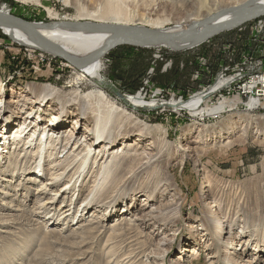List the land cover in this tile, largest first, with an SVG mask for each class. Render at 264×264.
<instances>
[{"label":"rangeland","instance_id":"374dc122","mask_svg":"<svg viewBox=\"0 0 264 264\" xmlns=\"http://www.w3.org/2000/svg\"><path fill=\"white\" fill-rule=\"evenodd\" d=\"M234 1L237 0H208L207 3L211 6L215 2ZM114 2L124 10L121 15L129 23L124 26L147 29L157 28L153 26L155 22L163 28L177 24L185 28L193 23L192 17L208 10L207 5L200 7L198 0H0V7L8 4L12 15L32 23H73L80 14L86 15ZM262 36L264 14L191 48L124 44L100 59L105 65L100 90L109 96L110 104L117 103L127 112L115 124L116 129H126L138 122L146 128L142 138L140 130L135 128L127 143L137 150L136 159L160 156L159 159L166 161L164 177L168 175L174 182V191L165 190V183L157 184V175H151L152 168L138 172L135 161H116L111 164L106 185L98 184L92 194L97 206L85 208L87 201H83L100 168L94 159L88 162L87 182L75 186L77 174L69 185L72 189L63 193L60 189L71 181L75 168L52 180L51 175L44 176L50 163L43 162L42 179V175L38 178L37 169L33 170L31 180L24 179L28 172L21 168L30 164L33 150L29 154L25 152L17 166L9 164V159H16V153L21 151L22 143L17 142L11 152L7 148L0 157V264H236L237 261L238 264H264V256L259 253L264 249L257 246L264 237ZM114 57L121 60L116 58V62ZM67 63L48 51L41 52L13 41L0 29V93L5 89L4 99L14 104L11 108L23 110L16 124L24 121L26 111L31 110V103L23 106L18 101L26 96L35 97L28 92L31 84H52L63 94L68 92L79 99L85 98L92 86L87 80L77 83V70ZM134 68L141 72L136 73ZM112 75H121L125 80L114 79ZM168 78L176 82L165 84ZM186 81L188 85L183 86ZM133 84L140 87L133 89ZM206 91L210 92L206 95ZM139 92L146 101L157 100L159 104L154 108H135L128 100ZM199 92H204L206 105L226 108L201 119L186 109L168 105L174 99L185 101ZM50 106L44 107V123L52 118ZM6 112V116L0 117V139L7 125L5 117L13 116L8 109ZM72 118L64 129L67 134L72 130L69 126ZM205 125L208 130L205 141L198 144V157L185 155L186 146L193 145L188 140L195 138V131ZM83 129L78 139L83 138ZM235 135L241 140L232 145H213ZM65 141L68 140L59 141L56 152L65 148ZM71 144L65 151L72 154L69 162L78 150L87 146L84 142L75 151ZM118 144L120 149L126 145L123 141ZM49 154L52 163L63 160L59 153ZM159 167V172H164ZM14 169L21 170L18 174L13 173ZM149 176L153 177L151 181ZM80 188L84 192L80 193ZM209 190L213 196L207 199ZM101 194L106 197L104 201ZM148 194L153 195V200ZM161 204H166L163 207L167 209L160 214L159 223L142 225L138 218L145 212L151 214L154 208L161 210ZM210 219H215L222 229ZM241 236L248 242L242 245ZM254 237L258 241L251 240ZM184 249L190 252L183 253ZM181 255L185 259H179Z\"/></svg>","mask_w":264,"mask_h":264},{"label":"bare ground","instance_id":"6f19581e","mask_svg":"<svg viewBox=\"0 0 264 264\" xmlns=\"http://www.w3.org/2000/svg\"><path fill=\"white\" fill-rule=\"evenodd\" d=\"M22 1H28V0H22ZM198 1L200 3V7H204V5H207L206 7H208V10L203 15H196L192 17L193 23L185 28L182 27V24H177L175 25V27L172 28H163L162 24L157 22L153 24L154 27H157L155 29L124 26V24L125 25L129 24L128 22L125 21V18L121 15L124 14V10L114 2L109 6L107 4V7H102V9H93L86 15L80 14L79 17H77L73 23H66V22L62 23L63 21L60 22L48 21V23L45 21H40V22L32 23L28 21L29 23H31V25H33V29H34V31H30L20 26H16L6 22H0V29H2V31L7 36H9L10 39H12L13 41L40 50L41 52H47V51L50 52L48 49H46L45 46L46 42L43 39L48 40L52 44L58 46L59 48H62L72 58L77 59V58L89 56L91 53H94L100 50L101 48L111 44L115 39L118 38L119 35L123 33H129L130 31H132L131 33L146 32L151 34L177 35L180 33H184L191 27H195V30L197 31L198 34H200V37H204L206 32L203 31L204 30L207 31V28L210 27L212 24L217 25L219 23H225L227 21H230L240 13H243L246 7L264 6V0H247V1L237 0L234 2H227V3L215 2L211 6H208L207 3L208 0H198ZM0 15L17 17L11 14L10 6L4 3L0 7ZM252 19L254 18L248 19L247 21ZM243 23L237 24L234 27L239 26ZM110 24H118V25L112 26ZM215 35L216 34L206 37L204 41L208 40L209 38ZM199 42L200 40L198 39V37H195L192 33H189L184 37L178 38L176 40H167V42H162V43L159 42L148 43L145 44V46L164 45V47L167 46L173 49H181V48L193 47L195 45L200 44ZM124 44H120V45L118 44L117 47ZM106 54H104L102 57L98 58L94 62L86 65L77 66V65H73L70 62L69 64L67 63L68 65H70L71 67L77 70L78 74L75 78L77 80L76 81L77 83L87 80L89 84L92 86V89L89 90L88 93L86 92L87 94L84 99H79L75 95H71L68 92L67 94H63L60 91H58L57 88L52 84H44L41 86L36 84H31L28 88V92L33 94L35 97L31 98L25 95L26 96L25 98L20 97L21 99H18L19 102H23V104H21L23 106L28 105L27 104L28 102L31 103L32 105V107L29 108V110L30 109L31 110L26 111L27 113L25 114V117H23L24 121L20 122L19 124H16L15 121L18 120V117L22 118L23 110L18 111L16 110L17 108L16 109L11 108L12 106L10 105H14V104L4 99L5 89L3 93H0V117L2 115L4 117L8 114V112H6L7 109L10 111L9 112L11 113L10 115H13L11 117L9 116L5 117L7 125L2 132V137L0 139V148L2 149V151L0 150V157L3 156L4 151L7 148H8L7 150L11 152V149L12 148L14 149V145H16L17 142H18L17 144L20 145L22 143L21 151L16 153V159H9V164L15 163V165L17 166L19 160L23 158L22 155L25 152L29 154L28 151L33 150V152L31 153L33 159H31L30 164L29 165L27 164L28 163L27 160L26 161L27 165H24L21 168V169H27L26 172L28 173L25 175L24 178L27 180L32 179L30 176L34 174L33 170L36 171V169L38 170V172H40L39 175H37L38 178H40L39 176L42 175L41 176L42 179L44 176L48 174L51 175L50 179L56 180L61 175H66L75 168L76 171L71 181L64 184L60 189L61 191H63V193H67V190L69 188L72 189V187H69V185L71 184L73 178H75L77 174H78V179L75 183V186H77L79 182L81 183L79 186L82 185L83 181L87 182L85 180L89 179L90 176V172L86 170L88 168V162L91 159H94V164L99 166L100 168L98 174H96L97 178L93 180L94 182L91 185V188L89 189V195L83 201V203L87 201L86 203L87 205L85 206V208L87 207L93 208L94 205H96V203H93L94 198L92 197V194L95 190H97L98 184L102 186L106 185L107 183L106 180L109 177L110 169L112 167L111 164L112 163L114 164V162L116 161H121V162H125L126 160L135 161L136 163H138V167H137L138 172H143L144 170L150 167L153 169L152 172L153 174L151 175L153 176H155V174L157 175L156 180L158 185L161 183H165V185H167L165 190H167V188H170L173 191L174 189L172 187L175 186L174 182L169 177H167L168 175L164 177V174L166 173V171H164L165 169L164 163L166 162L164 159H159L160 156L153 157L149 160L136 159L137 156L139 155L137 150L132 148V144L127 143L130 140H126V139L134 135L135 128H138L140 130L141 138L145 137L144 136V132L146 131L145 127H142L141 124L138 122L137 124L132 123V125L127 126L126 129H121V128L116 129L115 124L118 122L119 118H121L127 112L124 107H123L124 109H122L120 105H117V103L110 104L111 100L110 98H108L109 96H107L102 89L100 90V85H101L100 83H102L101 74L103 69L105 68V65L100 59H102ZM66 61L68 62V60ZM1 82L2 80L0 79V83ZM78 90L79 89H77V91ZM209 92L210 91H206L205 94L207 95ZM205 94L204 92H199L198 94L191 96L188 100L185 101L174 99L170 101L168 105L175 107L178 110L186 109L193 116L195 117L200 116L201 119H204V117L208 115L219 113L222 111L223 108H226V106H222V105H216V106L206 105L204 100ZM128 101L135 108L141 106L147 108H154L159 104L157 103L158 102L157 100L146 101L144 99L143 94L140 92L131 95ZM92 103H95L96 105H93ZM15 104L18 105V103ZM47 104L49 105L51 104L50 107L53 112H52V118H49L47 122L44 123L43 120L44 118H42V116H43V112H45L44 107H46ZM36 106H38L37 109ZM39 109L41 110V112L39 111ZM69 116H73V118ZM71 118L73 122H71L70 123L71 125L69 126H72V130L70 131V133L67 134L66 132H64V129L66 128L67 122L71 120ZM83 123L86 125V127L84 128L85 133L82 139H78V135L80 134V131L83 129ZM110 124L111 126H109ZM15 129L16 131H14ZM6 130L7 132H5ZM12 130H13V135L12 133L10 135V132ZM76 130L78 131L77 133ZM206 130H208V127L205 125L201 127L199 130L195 131L196 132L195 138L193 139L191 138L188 140L189 143L193 145L186 146L185 155H188L190 157L191 156L198 157V154L200 153V150L198 151V144L205 141L206 138L204 136H206L205 134ZM4 136H6V138L2 144V140ZM240 138L241 137L237 135L233 137H227L224 140L221 139V141L219 142L216 141V143L213 145L220 144L221 146L222 145L229 146L237 141H240L241 140ZM61 139L68 141H65L63 144L65 148H63L59 152H56L57 146ZM120 141H123V143L126 144L121 149L119 148L120 144H118ZM84 142H86L87 144L86 148L82 150H78L79 152L75 155L74 160L69 162L68 159L72 154H68L69 151L65 152L66 148L70 146V143H72L71 148H74L73 150L76 151L79 148V146H81ZM49 152L54 154L59 153V155H61L60 157H62L63 160L57 159L53 162L54 163L53 164L51 159H48V156H50ZM64 152L65 154H62ZM132 155H133L132 159H128ZM10 158H13V156H11ZM78 159H80V161H78ZM43 162L50 163V168L47 173L45 172L44 176L41 173L42 169L40 168L43 166L44 164ZM34 164H37L38 166L33 167ZM159 166L163 167L164 172L162 173L159 172L161 171ZM21 169H14L12 171L13 173L17 172L19 174V171ZM38 172L35 173L38 174ZM106 174L108 175L105 178L104 175ZM151 179H153V177L149 176L148 180L151 181ZM41 185L45 187L43 183H41ZM105 189L106 187L103 188V191H105ZM79 191L80 193L82 191L84 192V188H80ZM211 191L209 192L210 194H208L207 199L213 196ZM164 195L166 194H163V196ZM148 197L149 199L153 200L152 194L151 195L148 194ZM90 198L91 200H89ZM101 199L102 201H104L106 197L102 196L101 194ZM177 199L179 204V198ZM98 202L100 201L98 200ZM82 205H80V207ZM165 205H162V207ZM66 206H68V204H66ZM135 206H136V202L133 207ZM166 209L167 207L166 208L163 207L161 208V210L158 208H156L155 210L154 208L151 214L145 212L143 216L138 218V220H140V223L145 227H147L148 225L153 226L159 223L158 218H161L160 214L161 213L163 214V211ZM124 211H128V210L124 209ZM156 212L157 213L159 212L158 215H156ZM110 213L112 214V211ZM124 219L126 218H123V220ZM152 220L154 221L151 222ZM210 222L214 223L216 227L218 226L217 228L222 229L223 227V226L221 227L220 224H218L215 221V219L214 220L210 219ZM222 234L223 233H221V236ZM242 238L240 239L242 241V245L248 242V240H244V237ZM251 240L258 241L255 239V237L254 239L251 238ZM261 240L262 241H258L259 244L257 246L261 245L262 248L264 249V237ZM233 243L235 242L232 241V244ZM230 247H233V245H231ZM183 251H184L183 253L190 252L189 249H184ZM259 253L263 254L264 256V250H259ZM182 258L185 259V256L182 257L181 255L179 259ZM236 264H238V261L236 262Z\"/></svg>","mask_w":264,"mask_h":264},{"label":"water","instance_id":"95a60500","mask_svg":"<svg viewBox=\"0 0 264 264\" xmlns=\"http://www.w3.org/2000/svg\"><path fill=\"white\" fill-rule=\"evenodd\" d=\"M261 14H264V6L246 7L245 11L237 15L234 19L227 21L225 23H219L217 25L212 24L210 27L207 28V31L205 30L203 31V32H206L204 37H200V34L197 33V31L195 30V27H191L184 33H180L177 35L151 34V33H146V32L131 33L132 31H130L129 33H123L119 35L118 38L115 39L111 44L101 48L100 50L94 53H91L89 56L77 58V59L72 58L66 51L52 44L48 40H45V39L43 40L46 42V45H45L46 49H48L55 56L68 60V62L72 63L73 65L80 66V65H86V64H90L94 62L98 58L102 57L104 54L108 53L111 49L117 47L118 44L120 45V44L127 43L130 45H135V46L138 45V46L143 47L145 46V44H148V43H154V42L162 43V42H167V40H176L178 38L184 37L185 35L189 33H192L195 37H198V39L200 40L199 43H201L208 36H212L213 34H217L225 29L234 27L237 24L243 23L247 21L248 19L255 18ZM0 22H6L9 24H13L16 26L26 28L30 31H34L33 25H31V23L19 17L0 15Z\"/></svg>","mask_w":264,"mask_h":264},{"label":"trees","instance_id":"16d2710c","mask_svg":"<svg viewBox=\"0 0 264 264\" xmlns=\"http://www.w3.org/2000/svg\"><path fill=\"white\" fill-rule=\"evenodd\" d=\"M1 37H2V36H1ZM126 48H132V47H126ZM112 52H113V51H112ZM112 52H111V53H112ZM116 58H117V59H119V58H118V57H114V60L117 62V59H116ZM119 60H121V58H120ZM141 65H142V64H140L139 66L142 67ZM147 65H148V64H146V66H147ZM143 67H144V66H143ZM133 71H135L136 73H137V72H138V73L141 72V70H136V68H134ZM112 77H113L114 79H118V78H119V79H121V80H125L124 77H121V75H112ZM165 77H166V76H165ZM180 77H181V76H180ZM168 82H169V83H168ZM172 82H176V81H171L170 78H168V80H167V82H166L165 84H172ZM159 83L162 84V83H164V82H163L162 79H161V81L159 80ZM184 84H185V85H184ZM186 85H188L187 81H186L185 83H183V86H186ZM139 87H140V85H138V84H133V86H132L133 89H138Z\"/></svg>","mask_w":264,"mask_h":264},{"label":"built area","instance_id":"2783aa9c","mask_svg":"<svg viewBox=\"0 0 264 264\" xmlns=\"http://www.w3.org/2000/svg\"><path fill=\"white\" fill-rule=\"evenodd\" d=\"M262 37L264 38V36H262ZM263 81H264V79H263ZM256 93H259V92L256 91Z\"/></svg>","mask_w":264,"mask_h":264}]
</instances>
